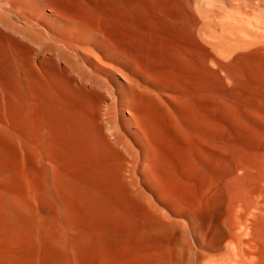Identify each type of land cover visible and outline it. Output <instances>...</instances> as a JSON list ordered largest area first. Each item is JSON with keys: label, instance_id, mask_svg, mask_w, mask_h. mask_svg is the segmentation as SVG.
I'll return each mask as SVG.
<instances>
[{"label": "bare ground", "instance_id": "obj_1", "mask_svg": "<svg viewBox=\"0 0 264 264\" xmlns=\"http://www.w3.org/2000/svg\"><path fill=\"white\" fill-rule=\"evenodd\" d=\"M0 264H264V0H0Z\"/></svg>", "mask_w": 264, "mask_h": 264}]
</instances>
